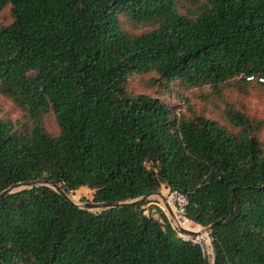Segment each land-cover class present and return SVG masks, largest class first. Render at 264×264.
<instances>
[{
  "label": "trees",
  "instance_id": "1",
  "mask_svg": "<svg viewBox=\"0 0 264 264\" xmlns=\"http://www.w3.org/2000/svg\"><path fill=\"white\" fill-rule=\"evenodd\" d=\"M8 8L0 95L24 121L0 118V194L44 182L124 205L93 213L47 185L0 199V264H207L166 220L125 204L164 187L212 228L215 264H264V121L225 95L264 91V0H0ZM121 18L153 28L132 35ZM151 74L183 102L128 92ZM207 88L218 119L185 94Z\"/></svg>",
  "mask_w": 264,
  "mask_h": 264
},
{
  "label": "rangeland",
  "instance_id": "2",
  "mask_svg": "<svg viewBox=\"0 0 264 264\" xmlns=\"http://www.w3.org/2000/svg\"><path fill=\"white\" fill-rule=\"evenodd\" d=\"M196 6L193 4H187L185 8L182 10V13H191L196 11ZM189 16H191L189 14ZM12 22L11 11L8 8L0 15V25H7ZM121 22L123 28L126 32L136 35L142 32L150 31L153 27L150 26H137L133 25L125 18H121ZM154 77L153 74L147 76H137L133 75L130 77L127 89L130 94L138 95V94H149L153 97H160L165 102L170 105H178L183 101L177 97L179 92L183 93L184 91L181 89L178 83L173 85V92H166L161 86L153 85L151 80ZM207 89H204L203 92L193 91L185 93L192 101V107L194 108V112L197 114H203L213 119H218L222 113V102L221 100H215L210 98V100H205L201 95L203 93H207ZM225 95L228 99L234 101L237 106L244 108L250 115L257 117L264 121V91L261 89L252 90L247 97L241 96L237 91L234 90H226ZM187 114L189 115L191 112L186 109ZM0 118L7 120H21L24 121L23 112L7 97L0 95ZM45 127L53 132H57L56 118L50 113L45 117ZM45 183H38L34 186L43 185ZM50 186L54 190L61 192L66 195L60 186H54L51 184H46ZM31 188V186L20 185L16 187L12 192L22 191ZM161 194V192H158ZM77 197L70 199L79 205V207L86 209L87 205L93 204L88 210L93 213H99L102 210L106 209L105 206H101L102 204H97L93 202L92 192L89 190H81L75 194ZM67 196V195H66ZM82 198V200H80ZM81 201V202H80ZM157 202V200H154ZM97 205V206H96ZM176 240L180 241L177 234H174ZM205 252L207 257V264H214V251L212 246V241L209 242V239H205Z\"/></svg>",
  "mask_w": 264,
  "mask_h": 264
},
{
  "label": "built area",
  "instance_id": "3",
  "mask_svg": "<svg viewBox=\"0 0 264 264\" xmlns=\"http://www.w3.org/2000/svg\"><path fill=\"white\" fill-rule=\"evenodd\" d=\"M189 204L190 197L188 194L164 187L161 194L151 195L144 200L141 210L143 215L160 223H165L166 220L179 239L185 243L199 246L205 252V239H209V242L212 239L206 229L207 227L198 225L187 217Z\"/></svg>",
  "mask_w": 264,
  "mask_h": 264
},
{
  "label": "water",
  "instance_id": "4",
  "mask_svg": "<svg viewBox=\"0 0 264 264\" xmlns=\"http://www.w3.org/2000/svg\"><path fill=\"white\" fill-rule=\"evenodd\" d=\"M38 183H44V182H28V183H20V184H17V185H14V186H12L10 189H8V190H6L5 192H3L2 194H0V199H3V198H5V197H7V196H9V195H12V194H14V193H17V192H20V191H17V192H12L16 187H18V186H20V185H27V186H31V188H33V187H36V186H34L35 184H38ZM43 185H46V183L45 184H43ZM52 185V184H51ZM55 186V185H54ZM57 187V186H56ZM31 188H29V189H31ZM57 191V190H56ZM59 194H61V195H64V194H62L61 192H59V191H57ZM155 194H157V193H153V194H149V195H147V196H145V197H142V198H140V199H137V200H135V201H131V202H129V203H125V204H134V203H142L144 200H146L149 196H151V195H155ZM68 200H70L72 203H74L68 196H66V195H64ZM75 205H77V206H79L78 204H76V203H74ZM120 205H124V204H102L101 206H105L106 207V209H108V208H114V207H117V206H120ZM91 206H94L93 204H89V205H87V210L89 209V208H91ZM97 206V205H96ZM207 229V231H208V233H209V235H210V237H211V239H212V228L211 227H207L206 228ZM212 246H213V251H214V244H213V239H212ZM216 263V259L214 258V264Z\"/></svg>",
  "mask_w": 264,
  "mask_h": 264
}]
</instances>
